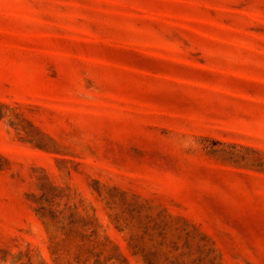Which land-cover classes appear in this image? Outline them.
I'll use <instances>...</instances> for the list:
<instances>
[{
    "label": "rangeland",
    "instance_id": "1",
    "mask_svg": "<svg viewBox=\"0 0 264 264\" xmlns=\"http://www.w3.org/2000/svg\"><path fill=\"white\" fill-rule=\"evenodd\" d=\"M0 264H264V0H0Z\"/></svg>",
    "mask_w": 264,
    "mask_h": 264
},
{
    "label": "clouds",
    "instance_id": "2",
    "mask_svg": "<svg viewBox=\"0 0 264 264\" xmlns=\"http://www.w3.org/2000/svg\"><path fill=\"white\" fill-rule=\"evenodd\" d=\"M89 78L85 76L83 80V87L77 89L78 94L82 99L84 98H92L94 96L95 91L98 90V84L93 81L90 85L88 84ZM177 144L179 147L185 151H193L200 147V143L197 138L191 136H181L177 138Z\"/></svg>",
    "mask_w": 264,
    "mask_h": 264
}]
</instances>
